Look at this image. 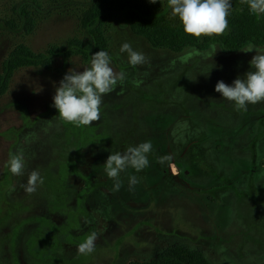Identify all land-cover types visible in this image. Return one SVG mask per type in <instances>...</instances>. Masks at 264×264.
Here are the masks:
<instances>
[{
  "label": "rangeland",
  "instance_id": "374dc122",
  "mask_svg": "<svg viewBox=\"0 0 264 264\" xmlns=\"http://www.w3.org/2000/svg\"><path fill=\"white\" fill-rule=\"evenodd\" d=\"M92 2L0 0V76L19 46L35 55L58 52L48 69L13 72L0 97V264H43L28 253L54 228L65 225L70 234H82L88 226L80 218L84 208L95 222L94 251L79 254L78 246L67 245L61 260L53 246L55 260L49 264L147 262L173 245L201 251L212 264H264L259 251L264 247V103L237 109L214 90L218 81L232 85L237 77L243 79L255 50L227 53L216 45L180 53L156 49L117 14L106 26L107 54L114 72H123L125 79L103 96L98 121L77 126L59 118L53 97L63 77L89 67L96 52L92 47L87 59L75 52L66 55L70 43L88 42L83 18ZM230 2L229 14L236 11L235 0ZM149 4L156 15L181 25L167 0ZM22 9L34 20L29 33ZM124 43L142 52L146 62L131 66L121 52ZM161 106L168 110L156 111ZM182 106L194 126L188 139L206 144L187 151L190 164L165 148L170 141L166 129ZM138 110L147 139L136 128ZM146 141L153 146L149 166L139 172L127 168L114 191L115 181L104 171L107 156ZM13 154L23 155L22 176L9 170ZM33 170L43 182L29 194L25 186ZM131 176L139 182L130 187ZM226 178L235 190L218 181Z\"/></svg>",
  "mask_w": 264,
  "mask_h": 264
},
{
  "label": "clouds",
  "instance_id": "9594fccd",
  "mask_svg": "<svg viewBox=\"0 0 264 264\" xmlns=\"http://www.w3.org/2000/svg\"><path fill=\"white\" fill-rule=\"evenodd\" d=\"M155 4L157 0H148ZM246 3L251 13L264 15V0H241ZM171 15L179 19L186 35L200 38L222 36L228 29V14L230 0H167ZM216 50V49H215ZM214 50V52H215ZM243 52L255 50L249 61L251 70L244 78L237 77L232 85L218 81L215 91L224 100L234 102L237 109H247L248 105L264 103V48L249 44ZM195 52V50H193ZM121 52L128 54V63L138 66L146 62L142 52L133 50L129 43L121 46ZM198 54V53H196ZM110 56L105 51H97L92 55L90 66L82 72L69 71L59 83L53 97V106L62 121L77 126H90L100 119L102 98L111 93L118 82H123L125 74L116 73L110 66ZM150 141L136 146H130L124 153H111L104 163V171L109 179L115 181L113 190L121 187L120 174L131 167L137 172L149 166L148 153L152 151ZM25 162L22 154H13L9 161V170L13 176L24 174ZM40 174L33 170L27 180L25 191L29 194L36 191L42 183ZM139 181L135 176L129 177V185L134 186ZM97 234H90L78 245L79 254H90L95 249Z\"/></svg>",
  "mask_w": 264,
  "mask_h": 264
},
{
  "label": "trees",
  "instance_id": "16d2710c",
  "mask_svg": "<svg viewBox=\"0 0 264 264\" xmlns=\"http://www.w3.org/2000/svg\"><path fill=\"white\" fill-rule=\"evenodd\" d=\"M235 8V12L228 14V29L224 35L195 38L186 35L182 25L175 26L162 16L156 15L147 0H93L83 18V25L88 33V42L85 44L82 42L70 43L66 55L70 56L75 52L87 59L92 47L96 52H108V43L105 37L106 26L117 14L123 15L132 33L144 38L153 48L166 49L173 53H180L189 47L206 51L213 45L227 53L238 52L249 44L264 47V15L257 16L251 13L248 5L242 3L241 0H235ZM22 16L25 21V32L29 33L34 27V20L30 12L25 9H22ZM56 56H58V52L55 50H49L47 54L35 55L27 47L19 46L3 65L4 75L0 76V97L6 93L13 72L23 67L41 66L48 69ZM78 176L82 178L80 174ZM87 214L84 208L80 218L87 220L88 226L82 234H70L65 225L61 228H54L53 233L44 243L40 242L33 248L34 250L31 252L33 255L28 253L29 258L36 261L40 259L43 264H49L55 260L52 259L51 253L53 246L56 249L55 258L57 256L60 258L63 256L65 246H78L83 243L90 234L96 233L95 222ZM72 260H76V258ZM55 262L63 264L60 261ZM67 262L65 264H73V262ZM38 263L41 264L40 261ZM129 264L212 263L205 258L201 251L173 245L165 249L155 259L147 262L132 261Z\"/></svg>",
  "mask_w": 264,
  "mask_h": 264
},
{
  "label": "flooded vegetation",
  "instance_id": "af4514ba",
  "mask_svg": "<svg viewBox=\"0 0 264 264\" xmlns=\"http://www.w3.org/2000/svg\"><path fill=\"white\" fill-rule=\"evenodd\" d=\"M162 108H163V106H161L160 108H157L156 111H163V113H165L168 110V109H165V108L162 109ZM178 111L182 114L178 113L177 114L178 116L176 115L177 117L173 118L172 122L169 124L170 127L166 129L167 131H169L168 134H170V141H169V147L166 145L165 148H166V150L170 149V155L171 156H175L176 158L178 157L180 160L183 161V163L190 164L191 160L188 159V156L185 157L187 151L191 148H194V146H195V148L203 149V144H204V146L206 144L205 143L195 144L197 137L192 138V139H188L189 138L188 132H190L192 130V128L194 127L193 123L190 120V118L188 117V112L186 110V106H182V109H179ZM175 114H176V112L173 115L175 116ZM139 117H142V113L140 111L138 112V114L136 116L137 120H140ZM170 117H172V116H170ZM136 128L138 130H140V132H141V130H144V132L140 133L141 137H142L141 139H147L150 137V134L148 133L147 127L145 126L144 122L141 121L140 124L136 125ZM157 129L158 128H156L155 130H157ZM260 130H262V128H260ZM251 153L253 154V151H251ZM182 156H183V158H182ZM208 159L209 158H207V161H208ZM253 159H255L254 154H253ZM162 174H163V176L165 175L164 170L162 171ZM218 181L222 182L224 188L227 187L230 190L236 189V185L233 184V182L231 181L230 178H228V179L226 178L224 181L222 179H218ZM227 182H228V184H227ZM220 187H222V186H220ZM257 247H259V246H257ZM259 251H260L261 256H264V247L259 248Z\"/></svg>",
  "mask_w": 264,
  "mask_h": 264
}]
</instances>
